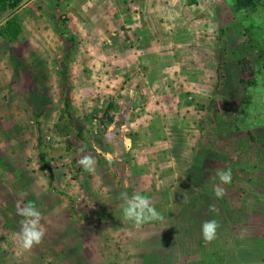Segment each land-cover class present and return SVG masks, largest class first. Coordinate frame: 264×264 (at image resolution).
<instances>
[{"label":"rangeland","instance_id":"1","mask_svg":"<svg viewBox=\"0 0 264 264\" xmlns=\"http://www.w3.org/2000/svg\"><path fill=\"white\" fill-rule=\"evenodd\" d=\"M240 1L0 7V264H264V0ZM122 193L160 219L124 221ZM29 201L45 236L24 252Z\"/></svg>","mask_w":264,"mask_h":264},{"label":"clouds","instance_id":"2","mask_svg":"<svg viewBox=\"0 0 264 264\" xmlns=\"http://www.w3.org/2000/svg\"><path fill=\"white\" fill-rule=\"evenodd\" d=\"M109 160H111V157H109ZM78 164L85 172L94 173L97 161L94 157L86 155L78 161ZM216 176L223 185L231 183V169L219 170ZM213 194L217 200L222 199L226 195L224 188L219 186L213 189ZM21 195L25 194L22 193ZM121 198V212L124 221L139 227L143 223L160 219V213L147 196L139 193L129 196L127 193H122ZM209 211L214 212L215 207L210 206ZM17 215L22 217V219L20 220V231L15 234L16 243L22 251L28 252L34 246L40 245L45 236V229L41 224L42 214L36 205L29 201L23 207L17 206ZM218 228L219 225L215 219L203 222L201 225L203 241L210 243L215 240Z\"/></svg>","mask_w":264,"mask_h":264},{"label":"trees","instance_id":"3","mask_svg":"<svg viewBox=\"0 0 264 264\" xmlns=\"http://www.w3.org/2000/svg\"><path fill=\"white\" fill-rule=\"evenodd\" d=\"M22 0H0V7L2 9H10L14 10L19 3H21ZM56 1V0H55ZM253 0H241L240 4L244 7H249L251 6ZM0 8V9H1ZM18 28V25L15 22H9L7 25V35H11L13 33H16L14 36L11 35V38H15L18 36V33L16 32V29Z\"/></svg>","mask_w":264,"mask_h":264}]
</instances>
